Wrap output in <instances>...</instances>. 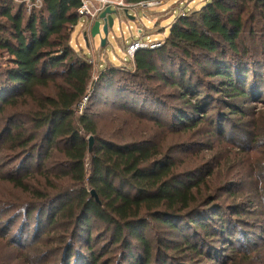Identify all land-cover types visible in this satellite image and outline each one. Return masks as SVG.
<instances>
[{
  "label": "trees",
  "instance_id": "obj_1",
  "mask_svg": "<svg viewBox=\"0 0 264 264\" xmlns=\"http://www.w3.org/2000/svg\"><path fill=\"white\" fill-rule=\"evenodd\" d=\"M80 5L0 0V256L263 264L264 0L178 14L129 70L72 46ZM107 89L115 101L94 110Z\"/></svg>",
  "mask_w": 264,
  "mask_h": 264
},
{
  "label": "rangeland",
  "instance_id": "obj_2",
  "mask_svg": "<svg viewBox=\"0 0 264 264\" xmlns=\"http://www.w3.org/2000/svg\"><path fill=\"white\" fill-rule=\"evenodd\" d=\"M205 1L206 0H166V2L161 5H156L146 9H131L129 16H127V14L123 16L122 13L117 12L114 14V25L109 29L107 44L105 46L101 45V36H104L102 29L101 35L98 34L95 37H92L91 42L93 43L94 51H92V46L87 44L83 35L85 31L82 32L81 26L85 21V18L82 17L80 19L82 23L78 22L74 28L71 43L77 51L89 58L91 55H93L92 53L95 52L94 56L96 55L97 59L101 60L103 63V70L111 64H116L121 69L129 70L133 63L124 65L121 62L122 60H129L127 59L129 57L125 51V47L129 45L133 39H140L142 36L143 40L146 42H151L154 40H159L162 42L165 41V37L169 34L178 14H183L184 11L197 10L205 3ZM130 16H134V18H131ZM144 32L145 34H142ZM98 70V65H95L93 82L98 81L99 74L101 72ZM153 85L156 86L155 83H153ZM170 90L171 89L169 88H164L166 93L170 92ZM108 91L109 89L103 91V94H105L103 96V101L100 102L97 107L94 108V110L111 107L109 104L113 103L115 99L113 98L114 94L109 93ZM167 100L169 104L179 103L174 99L168 98ZM87 104L88 100L85 101V105ZM84 109L85 106L82 108V110ZM80 110L81 109H79V112L77 113H80ZM160 112L163 113L165 117H167L170 110L165 108L161 109ZM3 193V191L0 192V198L2 197ZM220 193H222V191H220ZM224 197H227V195H224ZM220 204H222L223 208H228L230 201L226 202L221 200L220 203H212L210 206H207L208 212H212L220 208ZM250 210L253 209L250 207ZM11 216L12 213L9 211L8 207L4 203L0 204V221L8 222ZM253 232H255L258 237H253L252 240H254V242L259 241L260 236L258 235V230L255 229ZM212 242L215 241L212 240ZM224 250H227V247ZM261 262L264 264V254L262 255ZM0 264L19 263L14 259V252L4 248L2 255L0 256Z\"/></svg>",
  "mask_w": 264,
  "mask_h": 264
},
{
  "label": "built area",
  "instance_id": "obj_3",
  "mask_svg": "<svg viewBox=\"0 0 264 264\" xmlns=\"http://www.w3.org/2000/svg\"><path fill=\"white\" fill-rule=\"evenodd\" d=\"M17 3H24L27 7V11L31 12L35 8H39L42 6V0H14ZM166 0H148V1H141L138 3H129L127 0H81V5L79 8V19L78 22L82 23L80 19L82 17L85 18V21L82 23V32H88L90 36V29L94 22L99 18V15L108 7L117 10V12L122 13L124 16L126 14V10L130 13L131 9L137 8H149L156 5H161L165 3ZM128 16V15H127ZM78 24V23H77ZM143 32V31H141ZM142 34H145L142 33ZM91 44V39H90ZM161 45V41L154 40L151 42H146L143 40L141 36L140 39H133V41L125 47V51L128 54L127 59L129 60H122V64L126 65L129 63H133L135 53L142 48H155ZM94 62V58L91 60Z\"/></svg>",
  "mask_w": 264,
  "mask_h": 264
},
{
  "label": "water",
  "instance_id": "obj_4",
  "mask_svg": "<svg viewBox=\"0 0 264 264\" xmlns=\"http://www.w3.org/2000/svg\"><path fill=\"white\" fill-rule=\"evenodd\" d=\"M117 13V10L112 9L111 7L106 8L100 15L99 18L94 22L90 29V36L88 35V32H84L83 35L85 37V40L88 45H90V39L92 37H95L96 35H101V29L104 34V36H101V45L105 46L107 44V37L109 34V29L113 27L114 25V14ZM126 14L129 16L128 10H126ZM131 18H134V16H130ZM103 22V25H102ZM89 142V156L92 155L93 147L95 143V137L93 135H90L88 138ZM92 194H95L94 191H92Z\"/></svg>",
  "mask_w": 264,
  "mask_h": 264
},
{
  "label": "crops",
  "instance_id": "obj_5",
  "mask_svg": "<svg viewBox=\"0 0 264 264\" xmlns=\"http://www.w3.org/2000/svg\"><path fill=\"white\" fill-rule=\"evenodd\" d=\"M90 45L92 46V51H94L93 43L91 42ZM94 53H95V52H94ZM94 53H92L93 56H94ZM99 61H100L99 63H101L100 66L103 67V64H102L101 60H99ZM100 66H99V67H100Z\"/></svg>",
  "mask_w": 264,
  "mask_h": 264
}]
</instances>
